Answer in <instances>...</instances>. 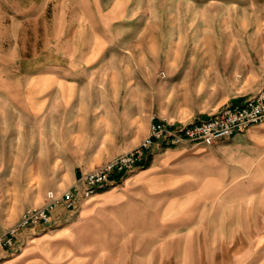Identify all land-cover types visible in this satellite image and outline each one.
Wrapping results in <instances>:
<instances>
[{
  "label": "rangeland",
  "instance_id": "1",
  "mask_svg": "<svg viewBox=\"0 0 264 264\" xmlns=\"http://www.w3.org/2000/svg\"><path fill=\"white\" fill-rule=\"evenodd\" d=\"M77 1L0 0V236L46 192L72 185L73 171L54 167L82 151L87 136L103 130L109 145H126L146 124L148 132L151 117L186 123L264 87V0H131L122 23L89 26L76 40L75 18L86 17ZM44 65L76 84L78 97L101 101L103 118L75 121L65 104L31 112L27 87ZM247 181L211 217L158 229L157 264H264V175ZM100 231L81 263L117 264L119 256L128 264L132 250L116 243L130 247L132 238L113 229L104 249Z\"/></svg>",
  "mask_w": 264,
  "mask_h": 264
},
{
  "label": "crops",
  "instance_id": "2",
  "mask_svg": "<svg viewBox=\"0 0 264 264\" xmlns=\"http://www.w3.org/2000/svg\"><path fill=\"white\" fill-rule=\"evenodd\" d=\"M77 2L86 17L75 18L76 40L86 36L89 26L109 29L119 25L132 9L131 0ZM54 56H59V51H54ZM42 70L27 87L28 107L37 117L54 114V107L65 104L75 121H88L90 116L93 121L103 118V109L97 108L102 106L101 101L78 97L77 85L61 81L55 65H44ZM249 98L234 100L230 105H240ZM146 133L147 124L133 142L111 146L106 131L100 130L87 136L84 149L68 162L63 157L57 159L54 168L72 170L73 183L82 173L135 147ZM262 175L264 120L214 145L190 143L153 149L141 168L119 185L81 200L76 212L67 211L61 204L52 212L46 228L21 231L14 249H0V264H82L80 251L89 247L100 228V235L104 233L107 240H101L102 248H110L109 234L116 229V234L128 235L134 241L130 247L116 243L118 249L132 250L131 257L125 258L128 264H157L158 229L162 233L175 232L189 227L196 218L211 217L216 207L226 201L232 187L249 184L247 180ZM120 259L112 258L117 264ZM243 260L248 261L249 256Z\"/></svg>",
  "mask_w": 264,
  "mask_h": 264
},
{
  "label": "built area",
  "instance_id": "3",
  "mask_svg": "<svg viewBox=\"0 0 264 264\" xmlns=\"http://www.w3.org/2000/svg\"><path fill=\"white\" fill-rule=\"evenodd\" d=\"M263 120L264 87L240 105H227L205 118L187 123L151 117L147 134L134 148L82 173L61 193L46 192L41 207L23 211L19 220L0 236V249H14L18 234L25 229L46 228L51 222L52 212L59 205L62 204L67 211L76 212L81 200L119 185L143 166L153 149L161 150L190 143L214 145L219 140L244 132L251 125Z\"/></svg>",
  "mask_w": 264,
  "mask_h": 264
}]
</instances>
